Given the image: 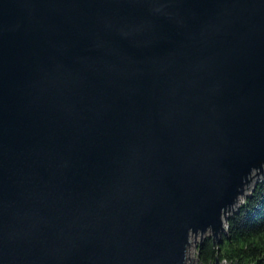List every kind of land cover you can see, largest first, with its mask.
<instances>
[{"label": "water", "instance_id": "1", "mask_svg": "<svg viewBox=\"0 0 264 264\" xmlns=\"http://www.w3.org/2000/svg\"><path fill=\"white\" fill-rule=\"evenodd\" d=\"M254 180L264 0H0V264H192Z\"/></svg>", "mask_w": 264, "mask_h": 264}, {"label": "trees", "instance_id": "2", "mask_svg": "<svg viewBox=\"0 0 264 264\" xmlns=\"http://www.w3.org/2000/svg\"><path fill=\"white\" fill-rule=\"evenodd\" d=\"M201 264L217 260L231 264H264V181L259 182L250 197L230 216L227 233L220 241L208 237L199 244Z\"/></svg>", "mask_w": 264, "mask_h": 264}, {"label": "rangeland", "instance_id": "3", "mask_svg": "<svg viewBox=\"0 0 264 264\" xmlns=\"http://www.w3.org/2000/svg\"><path fill=\"white\" fill-rule=\"evenodd\" d=\"M262 181H264V180H262ZM262 181H261V182H262ZM255 182H256V180L252 181V183L249 185V189H248V191H247V195H249V194L251 195L252 192H253V191H252L253 187H254L255 185L257 186L258 183L255 184ZM252 185H253V186H252ZM251 186H252V188H250ZM251 191H252V192H251ZM246 200H247V199H246ZM246 200L242 199V200L240 201V206L243 205V204L245 203ZM224 228L227 229V225H225ZM199 239H200V237H198V239H196V240L199 241ZM193 245H194V246H193ZM195 247H196V248H195ZM198 247H199L198 242H197V243L194 242V244L192 243V246H190V248H192V252H193V254H194L193 256L195 257V258H194L195 260L193 261L194 264H197V263H198V264H201L200 261H199V258H198V253H197V252H198ZM197 260H198V261H197ZM187 262H188V258H187ZM191 262H192V261H189L188 263H191ZM193 263H192V264H193ZM212 264H217V263L215 262V263H212ZM219 264H229V263H227L226 261H219Z\"/></svg>", "mask_w": 264, "mask_h": 264}, {"label": "bare ground", "instance_id": "4", "mask_svg": "<svg viewBox=\"0 0 264 264\" xmlns=\"http://www.w3.org/2000/svg\"><path fill=\"white\" fill-rule=\"evenodd\" d=\"M193 244H194V242H193ZM192 246V245H191ZM194 254H193V252H192V248H189V250H188V252H187V258H188V262L189 261H192L191 263H193V261L195 260L194 258V256H193ZM194 264V263H193Z\"/></svg>", "mask_w": 264, "mask_h": 264}]
</instances>
